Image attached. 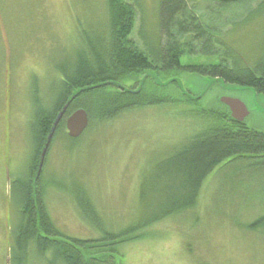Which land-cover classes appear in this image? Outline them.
<instances>
[{
  "label": "rangeland",
  "instance_id": "1",
  "mask_svg": "<svg viewBox=\"0 0 264 264\" xmlns=\"http://www.w3.org/2000/svg\"><path fill=\"white\" fill-rule=\"evenodd\" d=\"M129 1L138 6L131 38L151 45L160 36L159 0ZM105 6L106 0H0V264H67L38 243L19 251V199L11 184L25 177L33 153L36 99L58 80V66L82 47L85 34L99 35ZM228 39L254 62L264 54V15ZM206 59L185 55L182 63ZM175 73L188 96L177 85L158 89L148 81L150 96L179 100L126 111L87 129L77 144L56 140L43 175L53 222L81 239L136 227L139 238L120 246L123 264H264V227H250L264 211L262 159L223 161L207 177L194 208L141 226L161 213L174 184L165 175L173 153L219 120L210 112L220 110L223 97L242 100L247 126L264 132L263 93L189 70Z\"/></svg>",
  "mask_w": 264,
  "mask_h": 264
},
{
  "label": "trees",
  "instance_id": "2",
  "mask_svg": "<svg viewBox=\"0 0 264 264\" xmlns=\"http://www.w3.org/2000/svg\"><path fill=\"white\" fill-rule=\"evenodd\" d=\"M105 10L107 21L99 35L93 38L85 34L82 47L58 66V80L43 98L36 99L30 120L33 153L25 177L13 179L11 184L12 195L19 199V251L38 243L42 249L53 248L67 264H123L121 244L140 235L136 227H129L122 232L106 231L101 238L81 239L67 236L55 226L45 200L47 184L43 175L57 139L77 144L82 138L68 135L65 121L69 114L79 107L85 108L90 118L88 129H92L134 108L175 102L179 99L150 96L145 89L151 81L158 89L169 90L177 85L185 94L174 75L178 70L251 87L264 94V54L249 62L228 39L264 15V0H159L156 19L160 36L151 45L143 38L144 47L131 38L138 17L134 2L106 0ZM185 55L205 57L207 61L183 65ZM141 74L143 77L139 78ZM169 75L172 77L167 81L161 79ZM188 99L200 100L201 95ZM67 103L68 109L53 133L40 167L53 124ZM220 105V110L210 112L219 120L212 116L214 120L208 128L175 151L168 161L165 175L174 184L160 204L161 213L141 225L144 228L194 208L207 177L223 161L262 159L264 167V132L234 119L229 108L222 102ZM82 209L89 214L86 207ZM250 227H264V211Z\"/></svg>",
  "mask_w": 264,
  "mask_h": 264
},
{
  "label": "water",
  "instance_id": "3",
  "mask_svg": "<svg viewBox=\"0 0 264 264\" xmlns=\"http://www.w3.org/2000/svg\"><path fill=\"white\" fill-rule=\"evenodd\" d=\"M221 101L230 108L232 117L238 120L239 122H243L245 118L248 116L249 114L248 108L242 100L237 99V98H231V97H223ZM68 106H69V103H67L63 107L62 111L59 113L58 117L56 118L53 124L52 132L49 134L48 141L42 153L40 167L43 164V160L46 155L49 143L53 137V133L57 125L59 124L60 120L65 115V112L67 111ZM89 121H90L89 115L85 109L79 108L75 110L66 119V128L68 130V135L72 138H78L87 129L89 125Z\"/></svg>",
  "mask_w": 264,
  "mask_h": 264
}]
</instances>
